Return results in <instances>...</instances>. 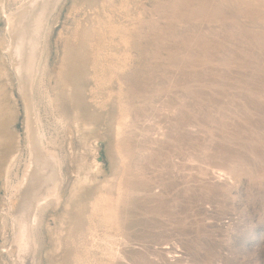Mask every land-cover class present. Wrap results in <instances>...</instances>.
<instances>
[{"label":"rangeland","instance_id":"rangeland-1","mask_svg":"<svg viewBox=\"0 0 264 264\" xmlns=\"http://www.w3.org/2000/svg\"><path fill=\"white\" fill-rule=\"evenodd\" d=\"M74 1L63 0L52 22L46 65L54 77L84 18ZM100 10L88 91L101 112L116 108L119 130L114 138L102 124L84 152L102 180L110 144L119 145L124 185L115 223L107 210L90 214L98 239L82 264H264V0H110ZM69 128L58 133L66 185L81 147ZM44 228L37 264L49 251Z\"/></svg>","mask_w":264,"mask_h":264},{"label":"bare ground","instance_id":"bare-ground-1","mask_svg":"<svg viewBox=\"0 0 264 264\" xmlns=\"http://www.w3.org/2000/svg\"><path fill=\"white\" fill-rule=\"evenodd\" d=\"M62 2L0 0L6 26L0 36V179L4 191L0 260L4 264H37L46 248L44 227L50 234L45 264H82L98 239L90 214L97 208L107 210L110 218H104L115 223L123 190L125 155L119 145L110 144V175L102 180L96 176L101 173L99 166L84 152L92 139L98 138L102 124L114 138L119 130L116 108L101 112L91 104L88 91L99 40L96 23L101 6L110 0L74 1L73 6L85 8L84 18L75 28L74 41L65 42L54 77L46 65V52ZM12 81L21 101L23 150L12 126L18 116L9 88ZM114 98H109V104ZM45 115L50 116L51 124ZM71 124L81 147L75 152L76 163L72 160L74 180L66 185L63 165L68 154L63 152L58 133L67 135ZM215 173L220 177L226 174L222 169ZM48 211L53 213V228L46 224Z\"/></svg>","mask_w":264,"mask_h":264}]
</instances>
